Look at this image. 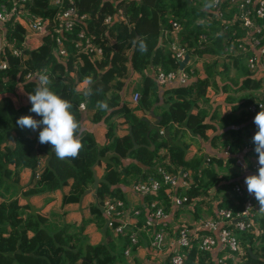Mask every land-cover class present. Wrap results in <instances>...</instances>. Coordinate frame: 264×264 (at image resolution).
Returning <instances> with one entry per match:
<instances>
[{
	"label": "trees",
	"instance_id": "16d2710c",
	"mask_svg": "<svg viewBox=\"0 0 264 264\" xmlns=\"http://www.w3.org/2000/svg\"><path fill=\"white\" fill-rule=\"evenodd\" d=\"M49 1L35 0L30 10L41 15L51 14L54 9ZM202 1L76 0L79 12L90 15L87 31L93 32L94 42L101 45L100 56L77 52L72 42L77 27L64 39L66 57L53 53L55 35L44 36L40 47L24 51L23 70L18 59L7 52L10 68L0 70V264H128L124 249L130 242L127 236H114L104 226L100 201L108 197L124 200L123 186L139 177L155 176L154 166L164 159L165 154L160 153L164 148L169 149L171 159V165L164 167L170 171L182 169L193 180L194 185L186 190V204L192 205L194 219L212 217L216 208L231 209L234 214L241 210L247 192L242 188L243 196L235 198L234 186L242 185L219 176L211 166L213 162L220 164L221 159L204 158L172 143L179 136L180 128L202 138L217 128L223 130L219 136L225 137L223 146H229L233 154L250 147L245 155H258L252 137L258 131L254 117L261 109L249 112L245 107L258 102L264 104L261 92L264 74L242 75L237 57L202 60L205 55L219 57L234 38L233 28L225 27L220 19L210 16L203 9ZM118 9L123 11L126 20L116 21L109 28V40L114 38V42L107 38L101 41L104 37L102 19ZM170 19L182 24V43L197 47L199 34L206 35L208 43L201 49L197 47V55L188 56L195 65L188 83L160 92L154 76H149L146 69L153 66L167 72L180 68V61L172 57L168 48L170 36L166 39L162 32L169 27ZM7 36L15 38L20 46L23 30L20 27L7 30ZM138 37L147 43L145 53L132 43ZM196 62H201L200 70L196 69ZM230 63L238 77L232 84L228 83ZM34 69H47L49 87L72 103L71 111L76 120L81 118L76 134L83 145L79 155L65 160L56 157L69 167L65 172L69 177L61 176L62 172L58 173L48 159L44 164L45 158L54 156L55 152L50 144L39 143L43 125L32 131L16 124L23 115L42 119L30 112L32 105L28 100V94H33L37 85L33 79L23 80V74ZM216 75L220 77L221 86L216 82ZM87 77L94 81L91 95L77 90L78 84ZM140 79L141 84H136ZM212 88L222 93L246 91L247 94L238 100L227 96L223 103L226 110L222 111V104L216 106L206 122L202 107L208 105ZM134 91L140 93L136 104L132 101ZM98 101H106L112 110L99 109ZM160 101L164 106H158ZM79 103L85 104L84 111L78 109ZM162 129L165 134L160 133ZM141 136L147 145L138 142ZM131 138L142 146L131 150ZM150 144L153 149L149 148ZM88 187L91 190L86 191ZM61 189L71 191L62 194L61 213L55 215L58 220L55 223H50V215L33 211L25 200L49 197ZM158 198L166 206L165 210H169L165 189ZM139 210V215L131 217L139 218V226L152 235L157 228L145 227L144 211ZM85 211L95 218L86 219ZM95 233L103 234V241L92 244L89 239ZM142 233H138V243L131 246V252L140 245ZM236 235L241 252L234 254L238 260L226 257V264H264V215L256 213L254 226L248 231H236ZM196 258L200 264H215L211 252L199 251L197 241L192 239L185 264H192Z\"/></svg>",
	"mask_w": 264,
	"mask_h": 264
},
{
	"label": "built area",
	"instance_id": "2783aa9c",
	"mask_svg": "<svg viewBox=\"0 0 264 264\" xmlns=\"http://www.w3.org/2000/svg\"><path fill=\"white\" fill-rule=\"evenodd\" d=\"M34 1L5 0L0 3V70L10 68L7 52L18 59V65L22 67V70L25 68L24 51L33 50L29 48L30 45L27 41L31 36L40 38L36 49L42 45L44 36L55 35L53 37V53L58 57H66L68 51L64 46V39L76 27L78 31L72 42L77 52L91 53L94 56L102 54L101 45L94 42L93 32L87 31L90 15L79 12L76 0H50L49 5L54 11L48 15L32 12L30 8L34 6ZM203 1L205 3V0ZM207 11L210 16L220 19L225 27H232L234 38L231 45L225 47L219 57L205 55L203 60L237 57L240 64L244 66L246 75L257 77L264 74V0H217L215 8ZM125 20L126 17L121 9L115 13L106 14L101 23L104 27V37L102 36L100 40L103 41L106 38L109 40V28L114 22H124ZM17 27L23 30V41L20 46H17L15 38L9 39L7 36V30H14ZM181 31L182 24L177 19H170L169 27L162 31L164 37L170 36L169 39L167 37L168 48L172 57L180 62L190 54L197 55V47L200 48L201 45L203 47V43L208 41V39L202 41L203 39L198 36L197 47L184 44L181 42ZM109 41L114 42V38ZM194 66V63L190 62L179 69L167 72L157 68L154 73L155 82L158 86L170 83L185 85L189 81ZM42 71L39 69L28 70L23 74V80H32ZM261 92L264 95V85ZM139 98L140 93L134 91L132 94L133 103L136 104ZM260 104L263 103L248 105L245 110L255 112L256 109H261ZM78 109L84 111L85 104L79 103ZM160 133L163 134V130H160ZM222 154L224 157H231L229 147L223 148ZM235 161L239 166L245 164L241 158H235ZM253 168L258 169V163L254 164ZM154 170L155 176L139 177L130 184V189L135 195L141 198L152 197L148 201L141 200L145 227L157 228L150 235L149 247L152 248V251L156 254L164 253L166 255L167 260L164 264H185L187 250L191 247V240L195 239L199 251L211 252L220 247L227 252V255L214 259L215 264H226V257H233L234 260V254L241 252L236 231L244 232L251 229L254 226V216L256 213H260L254 196L246 193L241 210L237 214H234L231 209L216 208L212 217L205 218L191 226L188 223L180 225L171 237L172 239L167 241L165 229L169 215L165 210L166 206L158 197L165 189L168 208L183 207L187 202L186 190L194 184L188 173L182 169L170 171L164 165L159 164ZM233 192L236 198L243 196V189L238 184L234 186ZM100 205L105 219L104 226L110 229L114 236H127L130 243L124 249V256H132L131 246L138 243V229L130 226L129 219L132 215H139L140 210L129 208L127 204L125 205V201L118 197L103 198ZM231 224H233V228H231ZM236 259L238 260V257ZM192 264H200V262L196 258Z\"/></svg>",
	"mask_w": 264,
	"mask_h": 264
},
{
	"label": "clouds",
	"instance_id": "9594fccd",
	"mask_svg": "<svg viewBox=\"0 0 264 264\" xmlns=\"http://www.w3.org/2000/svg\"><path fill=\"white\" fill-rule=\"evenodd\" d=\"M216 3L217 0H205L204 8L212 10ZM132 43L141 53L147 51V43L143 38L138 37ZM33 82L37 86L33 94H28V100L32 105L30 112L42 119L37 120L32 115H23L16 124L22 129L27 128L32 131L40 129L43 125L42 130L39 131V143L50 144L60 160L77 157L83 145L76 135L80 124L71 111L72 103L49 87L51 81L47 75V69L33 77ZM93 83L91 77L85 78L83 81L86 85L85 95L92 94ZM97 107L103 111L112 110L106 101H98ZM260 108L261 111L254 117V124L258 131L252 137L254 151L258 154V169L256 173L246 176L244 183L249 195L254 196L257 201L258 211L264 215V104H260Z\"/></svg>",
	"mask_w": 264,
	"mask_h": 264
},
{
	"label": "crops",
	"instance_id": "0c3cea01",
	"mask_svg": "<svg viewBox=\"0 0 264 264\" xmlns=\"http://www.w3.org/2000/svg\"><path fill=\"white\" fill-rule=\"evenodd\" d=\"M165 38L167 39V37H165ZM27 41L30 45L29 48L35 49L37 43L40 42V38L35 37V36H31L27 39ZM199 61H202V60H199ZM190 62H192L190 57H187V56L184 57V59L180 62V68L183 67V65L189 64ZM193 63H194V60H193ZM155 71H156V69H154L153 66H148L146 69V73L151 77L154 76ZM141 82H142V79H140L139 82H137L136 84H138V83L141 84ZM175 85H176V83H170V84H166L163 86H159L160 92H163L165 89L172 88ZM85 88H86V85H84L83 82H81L77 86L78 91H85ZM212 92H213V89L209 90L208 95L212 94ZM216 93H218V94L217 95L215 94V97L222 95L220 93V91H218ZM226 94H228V93H224V95H226ZM224 95L221 97V99L224 97ZM218 105H220V104L214 105L213 110ZM158 106H160V107L164 106L162 101H160L158 103ZM221 107H222V111H224L225 105L222 104ZM84 118L85 117L83 115L82 121L84 120ZM178 128L179 127H177V129ZM131 131H132V129H131ZM222 133H223V130L216 128L215 130L208 131L206 136L204 138H202L200 136H197V135L191 133L189 130L184 129V127H183V128H180V133H178L179 136L176 137L175 142H172V143H177V145H181L184 148L188 149L189 151H192L193 153H195L201 157H204V158L216 157V158L221 159L220 164L213 162V164L211 165L213 167V169L219 173V176H221V177L224 176L231 181H233V180L237 181L236 183L241 184L242 188H244L247 192V186L244 183L245 177L250 175V174H254L257 172V169H254L253 165L257 163L258 155H248V154L245 155V153L250 149V147H244L241 152L233 154L231 152V149L229 146H223V142L225 140V137L221 136L218 138V136H220ZM163 134H165L164 130H163ZM215 137L218 139L214 140ZM141 144L147 145L148 143H141ZM222 147L223 148L229 147L230 152H231V157L227 158V157L223 156V154H222L223 148ZM160 153L162 155L165 154V157L162 160V162H158L155 164L154 169L159 164L166 165V166H167V164L171 165V163H170L171 159L169 158V149L164 148V149L160 150ZM231 158H234V161H230V160H232ZM235 158L243 159L245 162L244 165H246V167H242V166L237 165ZM222 182H223V180H222ZM130 184L128 186H123V191L125 192L124 193V201L127 204V206L131 209H134V208L140 209L141 208L143 210V205L141 204L142 203L141 200L148 201L149 199H147V197L141 198L140 196L135 195L130 189ZM212 190H214V188ZM44 198H48V197H44ZM149 198L151 199L152 197L150 196ZM205 199L209 200V198H205ZM210 203H213V201H210ZM213 204H215V202ZM168 209H169V210H167L168 215H169L168 224H167V227L165 229L167 232V233H165L167 241L172 239L171 237L174 235V232L177 230V228L180 227V225L187 222L188 225L191 226V225L203 220L202 217L198 218V219L193 218L194 210H193L192 205H189V204H186L185 206L179 207V208L172 207V208H168ZM182 210H186V214H184L185 216L181 214ZM175 211H177V212L180 211L179 214L175 213L176 216L178 215L177 217H173V214ZM84 215H85V213H84ZM129 222H130L131 227H136L138 229V233L143 232L140 235V239H141L139 241L140 245L138 246L136 251L132 253L131 262L132 263L133 262L138 263L134 257L142 256L144 264H148V262L151 260L156 261L158 264H164L163 260L166 259V255L164 253L156 254L154 251H152V248L149 247L150 233L144 232L145 231L144 227L139 226V218H134V217L130 216ZM95 234H97V233H95ZM211 255L214 259H216L219 256L227 255V252L224 251L223 249H221L220 247H217L211 251Z\"/></svg>",
	"mask_w": 264,
	"mask_h": 264
},
{
	"label": "rangeland",
	"instance_id": "374dc122",
	"mask_svg": "<svg viewBox=\"0 0 264 264\" xmlns=\"http://www.w3.org/2000/svg\"><path fill=\"white\" fill-rule=\"evenodd\" d=\"M197 1H202V0H197ZM203 2V1H202ZM199 37H201L203 40L202 41H204V40H206L208 37L206 36V35H204V34H199L198 35ZM206 43H208V41H205L204 43H203V46L206 44ZM202 48V45H201V47H200V49ZM225 48V47H224ZM223 48V49H224ZM223 52V51H222ZM195 57V56H194ZM231 58H233V57H231ZM201 60V59H200ZM203 60V59H202ZM200 63L201 62H196L195 64H196V69H198V70H200L201 69V67H200ZM240 67L242 68L241 69V71H242V75L244 74V66L241 64L240 65ZM230 69H231V73H230V77H229V80H230V82H228V83H230V84H232L233 82H237V80H238V77L236 76V69L234 68V66L233 65H231V63H230ZM216 78V82H217V84L219 85V86H221V84H222V82H221V80H220V77H219V75H216L215 76ZM228 81V80H227ZM232 82V83H231ZM218 86V87H219ZM213 89V88H212ZM211 90V89H210ZM217 92V89H213V92H212V94H210L209 96H208V100H209V102H208V105L206 104V105H203V107H202V109L204 110V112H205V116H204V120L205 121H208L209 120V118H210V115H211V112H212V110H213V106L214 105H216V104H223L224 103V101H225V98L227 97V96H232V97H234V99L235 100H238V99H240L244 94H247L246 93V91H241V92H229L228 94H226V95H224V93H222V92H220L222 95L221 96H216L215 97V94L217 95L218 93H216ZM224 95V97L221 99V97ZM21 99H23V97H20ZM25 98V97H24ZM25 102L27 101V98L24 100ZM226 108H227V106L224 108V111L226 110ZM79 119H81L80 117L78 118V120ZM77 120V121H78ZM219 137V136H218ZM140 141H138L139 143L140 142H142V143H144V141L143 140H145L142 136L140 137V138H138ZM136 142V141H135ZM138 142H136L137 144H139ZM223 148V147H222ZM47 159H48V163H51V164H53L54 165V167L56 168V171L59 173V172H62L61 173V176H63V177H69L70 175L68 174V173H65V172H68V169H69V167L64 163V162H61L60 160H58L57 158H56V156L54 155V156H51V157H46L45 158V162H44V164H46V161H47ZM87 190H91V188L90 187H88L87 189H86V191ZM71 190H69V189H61V191H59V192H57V193H55V194H53L52 196H50V197H48V198H26L25 200L31 205V207H32V210L33 211H41V212H43V213H46V214H48V215H50V218H49V220H50V223H55V222H57L58 220H57V218H56V216L55 215H59L60 213H61V198H62V194L64 193V192H70ZM98 202H99V200H98ZM180 212V211H179ZM179 212H177V211H175L174 212V214H173V217H177L176 215H175V213H178L179 214ZM51 214L52 215H54V216H51ZM181 214L182 215H184V214H186V210H182V212H181ZM185 216V215H184ZM85 218L86 219H89V220H93L95 217H94V215L93 214H91L89 211H86L85 212ZM175 220V219H174ZM67 221H69V219H67ZM103 222H104V225H105V219L103 220ZM187 223V222H186ZM112 232V231H111ZM113 234V233H112ZM89 241L92 243V244H95V243H98V242H100V241H103V234H95V235H91L90 236V239H89ZM137 257V256H136ZM136 257H134L136 260H137V262L138 263H142V264H144V262H143V258H142V256H138L137 258ZM125 259H126V262H128V264L129 263H132L131 262V256H128V257H125ZM148 264H158L156 261H149L148 262Z\"/></svg>",
	"mask_w": 264,
	"mask_h": 264
},
{
	"label": "water",
	"instance_id": "95a60500",
	"mask_svg": "<svg viewBox=\"0 0 264 264\" xmlns=\"http://www.w3.org/2000/svg\"><path fill=\"white\" fill-rule=\"evenodd\" d=\"M131 139H132V142H133V146H132L131 150H134V149H136V148L142 146L141 144H137V143L134 141L133 138H131ZM149 148H150V149H153V145L150 144V147H149Z\"/></svg>",
	"mask_w": 264,
	"mask_h": 264
}]
</instances>
